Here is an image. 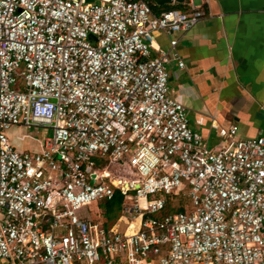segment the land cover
Wrapping results in <instances>:
<instances>
[{
	"label": "built area",
	"instance_id": "1",
	"mask_svg": "<svg viewBox=\"0 0 264 264\" xmlns=\"http://www.w3.org/2000/svg\"><path fill=\"white\" fill-rule=\"evenodd\" d=\"M184 5L0 0V264H264V138L221 129L211 150L169 96L172 37L205 17ZM14 128L43 130L40 151L17 150ZM115 190L111 227L78 217Z\"/></svg>",
	"mask_w": 264,
	"mask_h": 264
},
{
	"label": "crops",
	"instance_id": "2",
	"mask_svg": "<svg viewBox=\"0 0 264 264\" xmlns=\"http://www.w3.org/2000/svg\"><path fill=\"white\" fill-rule=\"evenodd\" d=\"M150 3L155 14L187 9L184 3ZM194 5L205 17L189 32L172 37L184 68L175 61L166 66L169 96L185 107L190 129L211 150L222 146L221 129L234 127L240 140L264 138V0H198ZM169 41L156 36L162 51L169 50ZM40 143L22 152H38Z\"/></svg>",
	"mask_w": 264,
	"mask_h": 264
},
{
	"label": "rangeland",
	"instance_id": "3",
	"mask_svg": "<svg viewBox=\"0 0 264 264\" xmlns=\"http://www.w3.org/2000/svg\"><path fill=\"white\" fill-rule=\"evenodd\" d=\"M196 4L198 0H193ZM45 136V133L43 130H37V129H19L13 136L10 135V139L12 143L16 146V148L20 151H34L36 150L38 142L41 141V139ZM108 172H110V178L113 180H120L122 178L130 179L131 178V171L128 170L126 166H121L119 163L113 164L109 169ZM90 213L87 212V210L80 211L77 215L80 218L90 217L92 220H102V218L98 219L99 213L101 214V211L98 209L95 204H92L89 206ZM99 212V213H98ZM98 213V215H97ZM101 216V215H99ZM126 226L123 227L125 230Z\"/></svg>",
	"mask_w": 264,
	"mask_h": 264
},
{
	"label": "trees",
	"instance_id": "4",
	"mask_svg": "<svg viewBox=\"0 0 264 264\" xmlns=\"http://www.w3.org/2000/svg\"><path fill=\"white\" fill-rule=\"evenodd\" d=\"M97 165L103 166L98 163ZM122 204L123 198L119 191L115 190L111 200L103 201L97 205L98 209L101 211V218L104 222L105 227H111L118 220L122 210ZM186 204H188L187 196H178L177 198L173 199V201L167 202L166 209L162 212V215L165 216L175 213V211H177V208L179 209V207H183Z\"/></svg>",
	"mask_w": 264,
	"mask_h": 264
},
{
	"label": "water",
	"instance_id": "5",
	"mask_svg": "<svg viewBox=\"0 0 264 264\" xmlns=\"http://www.w3.org/2000/svg\"><path fill=\"white\" fill-rule=\"evenodd\" d=\"M156 5L161 7V6H165V5H170L173 2L177 3V4H183L184 0H154Z\"/></svg>",
	"mask_w": 264,
	"mask_h": 264
}]
</instances>
